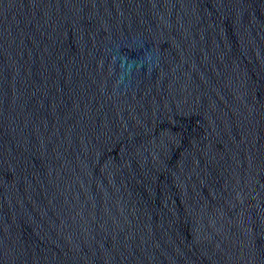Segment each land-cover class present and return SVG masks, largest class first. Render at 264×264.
I'll return each mask as SVG.
<instances>
[{"label":"water","instance_id":"obj_1","mask_svg":"<svg viewBox=\"0 0 264 264\" xmlns=\"http://www.w3.org/2000/svg\"><path fill=\"white\" fill-rule=\"evenodd\" d=\"M0 264H264V0H0Z\"/></svg>","mask_w":264,"mask_h":264}]
</instances>
